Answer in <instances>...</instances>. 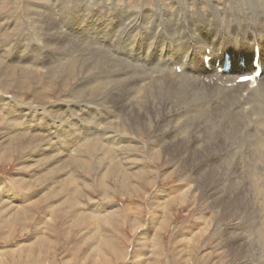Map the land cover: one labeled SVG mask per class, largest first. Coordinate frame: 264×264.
I'll return each mask as SVG.
<instances>
[{"label":"rangeland","instance_id":"rangeland-1","mask_svg":"<svg viewBox=\"0 0 264 264\" xmlns=\"http://www.w3.org/2000/svg\"><path fill=\"white\" fill-rule=\"evenodd\" d=\"M85 1L87 3L85 2L83 5L80 4L78 0H56L55 2L54 0H0V50L2 51L3 49L2 52L0 51V74L5 75L6 73L5 76L10 74L11 78L9 82L12 83V85L10 84L7 88L2 87L0 84V110L3 106L5 107H3L0 111V118L2 119H0V132H9V130H12V132L10 131L9 135H11L13 131L16 133L18 132L17 134L19 135L16 136L15 139L13 137H11L12 139L9 138L10 140H8V144L6 141V149L2 152L0 150L1 205H6V207L11 206L12 208L14 207V209H17L16 212L19 213V215L16 216V221L8 223L4 221L3 213H0V264H264V238L262 239L264 236V183H261V180H264V174L262 173L264 172V151L259 160L256 159V161L255 157L253 156V151H251V149L246 144L238 145L235 148L229 147V140L234 141L240 137H244L245 143H251V135H246L249 133L248 130L250 123H243L242 126L237 127L236 125L234 126L232 123H229L227 119L224 120L220 117L217 119L215 115L210 116V123L212 126H205L201 122H196L190 119L188 120L190 123L189 125H186L184 135L186 136L189 147L193 148L194 150L196 149V151H200L202 148H204L203 150H206V156L199 162H196L195 167L199 166L202 169L205 167L204 169L206 175L210 174L209 172H212V169L214 171L215 167H220L219 172H221L218 173L222 176H220L221 179H227L225 180L226 183L224 180L221 181L223 182L221 184H223L224 192L219 195L214 194V185L212 187L211 185L208 186L209 184L207 185L206 183V186L204 185V187L202 185L203 183H201L199 180H196V177L194 176V170L196 168L192 167V163L189 162V157H186V166L181 168L180 164H175L172 161L167 164L169 159L159 156V161L154 169H157V172L161 173L172 166V174L170 177L162 178L159 177L157 173H153L150 185H147L141 181V184L138 187L135 186L137 187L135 190L136 192L133 190L131 194L128 195L126 194V187L117 191L111 185V191H108V195L101 196L100 190L96 186L94 187L96 184H94L93 181L96 183L99 173L101 174L102 172L101 171L98 173L97 170L104 168V165L106 166L107 163L104 162V160H107L106 156H103L102 159V162L105 164L102 162L96 163L95 160H92L94 159L93 155L90 156L91 161L84 160V164L86 163L87 165H91L90 168L87 165H83V162H80L79 160L81 158H78V156L73 157L75 154L65 157V154L64 156L59 155L60 153L56 155V152L51 151L50 149H48V152L49 154L53 153L52 155H54V164L60 163V165H65V167H68H64L68 173L71 172V175L74 173L72 177H74L76 180L77 190L75 194H72V196L77 199L78 203L81 204H78L76 207L74 206L75 208H71L70 206L69 208L67 204L55 206L53 214L51 215L49 210L50 205L48 206V204H50L52 201L51 197L49 198L48 196L45 198L46 191L41 193L42 195H35L41 189L40 185L38 184H41L42 181L38 180L47 173L45 172V166H50V163H44V160L46 159H43L44 155H46V152L43 151V148L46 147V140H41V135L37 132H41L45 127H50V129L53 131H68L64 134H60L59 137L54 139V149L58 151L66 150L65 148L70 142L68 140H70L71 137H74V132L76 136L78 134V122L74 120L73 115H76V113L79 112L84 105L86 106H84L81 111H90L91 113L97 114L98 116L103 113H107L109 116H112L114 113L116 117L113 119V123H117V126L119 124L117 128L119 132H117L122 135L121 139H124L127 142L129 141L130 143L132 142L131 144L135 147V149H137V153H143L144 145V147H146L144 148V153L146 149L152 148L156 150V154L161 155V152L165 147L163 148L162 145H159L160 141H158V139L162 138L163 136L167 138L171 132V129L167 131L165 127L162 131H157L156 127L159 120L158 118L152 120V127L146 133L143 131L133 133L130 132L128 126L131 124V120L127 115V108L129 107L124 103V101H122L123 97L120 94L122 91H126L127 89L126 80L123 78L120 79V77H118L117 80L113 81L109 87L111 89L114 87L115 88L108 95L104 94L101 90H97V92L92 90L94 87V76L92 72L86 73L84 72V68L79 67V63H77V50L84 52L86 51L88 53L90 52L92 55H89V57L93 59L98 58L99 62L103 61L104 63L109 64L114 62V64H116L117 62H120L119 59L117 61H113L110 57L111 53H109L108 50L99 49L94 46L93 48L92 46H88V43H84V41L83 44L87 46L78 48L82 42V40H80L81 32L78 34L73 28L75 25H77L81 26L78 28H82L81 30L84 32L87 31V29L90 30V24L93 22L94 18H96L98 14L100 15L102 13V15L107 17L105 14L106 11H108L111 6L113 9V6H116L115 4L117 2L120 3L122 8H125L123 10L119 7L123 13H125V11L130 8V10L133 9L136 10L135 12H137L138 8H141L143 5H145L140 11L138 10V13L140 14L141 11L143 12L142 9H144V14L149 15V13H153L155 11L154 8L156 6H160L161 3L165 2L166 0H128L129 4L122 2V0H95L97 3L94 2V0ZM167 1L165 3L172 6H175V4L183 5V3H186V5L189 6V4H192V2L195 3L199 0H177V2L175 0ZM48 5H51V8H49ZM97 6H100V9H103L99 10ZM135 6H137V8ZM47 14L49 16L51 15V19L47 17ZM53 18H55V20ZM149 18L151 19H149L150 22L153 21L156 27H160L158 24L160 21H158L159 19L156 18L155 15L151 14L149 15ZM188 18H191V15H188ZM36 23L38 25H36ZM137 23H139V20ZM48 24H52V29L48 28ZM60 30L62 31L59 32ZM206 30L208 31L209 29L207 28ZM196 35L200 38L197 32ZM62 40L65 41L63 42ZM62 42L63 44H61ZM50 44H54V47L51 48V46H49ZM66 49L74 51L73 54H75V58L73 60L65 58L63 53L66 52ZM2 53L4 55H2ZM97 53H100V56L95 55ZM102 53L105 56L102 55ZM54 57L57 58V61H53V59H55ZM112 57L114 60L118 58L117 55ZM44 59L47 63L44 61ZM4 61L8 62L9 64L5 63ZM110 67H112V65ZM124 68V64L121 63V65L117 67L114 66V71H123ZM48 69L50 70L51 74L49 73ZM14 71L17 72L15 73ZM39 71H41V73H39ZM46 74L48 75L46 76ZM14 81L18 83H16L15 86H13L15 83ZM87 84H91V89H85V87L88 86ZM135 90L136 88L132 89L131 91L132 97H134V95H139V93L137 94L138 90ZM83 91L85 92L83 93ZM115 92L118 93L116 94ZM38 96L40 98H38ZM97 99L100 101L98 104L91 103L92 100L97 101ZM110 108L112 111H114L111 112ZM16 111L19 112V114L16 113ZM13 112L16 117H10V114ZM153 113L154 112H151L152 115ZM167 117L169 124L172 122L169 121L170 118L172 120H175V118L181 119L180 117H177V114L174 113H169ZM17 120L18 122L16 123ZM7 121H12L13 124L11 122L7 123ZM219 121L223 123H219ZM5 124H9V129ZM22 126L23 128L27 127L29 130L34 129L37 134H33L32 139H29L30 137L28 135L27 137L29 138L23 136L21 133L22 130L16 129V127H21L22 129ZM122 127L124 128L123 130ZM35 129H37V131ZM165 132L167 133L166 135H164ZM181 138L182 137L177 138L176 140ZM27 140L31 141L29 143L30 145L34 141V144L32 143L33 146L27 145L25 146L26 149L21 151L22 153L18 152L16 150L18 149L16 148L17 145H25V141ZM223 140H226V142ZM212 141L214 144H212ZM195 142H198L196 144L198 146H195ZM35 144L37 147L38 145L41 146L39 148L42 150L36 152L37 149L35 148ZM175 145L176 144L174 143V147H177ZM27 150H32V153L35 154V157L34 155H32V157L33 160H35V166L38 164L36 167L33 165L34 162L30 163V156L29 154H26ZM45 150L47 151V148ZM23 158L27 159L24 160ZM74 159L76 161L79 160V164L77 162L74 163ZM205 161H208L210 165ZM70 162L73 163L70 164ZM81 163L84 168H81ZM94 163L97 164V167ZM249 163L253 164V169H255L256 176L259 180L257 177L254 178L255 180L248 177V171L246 168L247 164ZM79 165L81 166L78 168L77 166ZM99 166L103 167L100 169ZM208 166H210V168ZM40 167H42V169ZM71 168L76 170L74 171ZM92 168L94 169L92 170ZM23 169L25 170V173H23ZM83 169L86 172H84ZM90 169L92 174L89 172ZM34 170L35 172L37 171L36 178L30 176L31 179L29 178L30 183L28 186H26L25 182H21L19 180V177L21 176L18 173L24 175V179L27 180L28 178H26V176L32 175ZM226 175L229 177V179ZM241 176L243 177L240 178ZM209 179L210 177H208L206 181ZM252 181L256 182L257 184L254 183L255 185H253ZM80 184H83V186ZM259 185H262L261 190ZM219 186L220 181L217 187L219 188ZM178 187L185 188L184 190H180L181 188ZM173 188L175 190H179V192H182L180 195L182 194L181 199H183V201L177 204L174 202L172 203L169 200L170 203L168 204L166 201H164L162 202L164 205H162V203L157 205L158 200H156V198L159 197L158 194H164L166 191ZM68 194H70V192ZM32 195H35L34 198L26 201L23 206L19 202L16 203V201L13 199V196H20L21 198L25 199L31 197ZM42 196H44V199L40 198ZM175 196H178V194ZM238 199L239 201L235 203ZM11 200L14 203L11 204ZM106 203L114 205L113 207L115 210L107 217V221L104 219L102 220L104 217L101 218V216H99L101 221L99 219L97 220L96 232L99 233V231H102L105 233L103 235L104 237L100 235V239L102 241L100 242L101 246L99 244V252V250L95 251L94 247H92L93 243L95 242V238L84 233L85 227L83 229L81 225L69 223L68 215L71 211H74L81 216H91V211L87 208H91L96 205L103 206ZM131 204L134 205L137 210L135 208L132 209L133 211L131 212L130 209L127 208L129 206L132 207ZM214 204L216 205L215 207ZM160 216L163 217L162 220ZM155 217L159 218L160 220H155ZM259 218H261L262 223H260ZM41 221L44 224H42ZM158 221L161 223L160 225H156ZM208 225L210 226L208 227ZM202 226L205 231L202 229ZM257 228L260 229L258 230ZM146 230L151 231L150 238H146V235H142L146 233Z\"/></svg>","mask_w":264,"mask_h":264},{"label":"bare ground","instance_id":"bare-ground-1","mask_svg":"<svg viewBox=\"0 0 264 264\" xmlns=\"http://www.w3.org/2000/svg\"><path fill=\"white\" fill-rule=\"evenodd\" d=\"M55 1L56 0H54V2ZM78 1L80 2V4H83V5L86 2L85 0H78ZM175 1L177 2V0H175ZM94 2H96V1L94 0ZM122 2L128 3V0H122ZM165 2H162L160 6L155 5L156 6V7L154 6L155 11L153 13H149V15L153 14L156 16V18L159 19L158 21H160V22L159 23L157 22L160 26L159 28L156 27V25H154L153 21L150 22L151 19L149 18V15L144 14V9H142L143 12L141 11L140 14L138 13V10L140 11L141 8L145 5H143L141 8H138L137 12H135L136 10H133V9L130 10L131 9L130 8V9H127V11H125V13H123V11L121 9L124 10L125 8H122L120 3H118V2L115 4L117 7L113 6V9H112V6H111L110 9H108V11H106L105 14L107 17L102 15L103 13L100 15L98 14L97 16L95 15L96 18H94L93 22L90 24L91 25L90 30L87 29V31L84 32L83 30H81L82 28H78L81 26L75 25L73 27L75 29V32H77L78 34L81 32L80 33V38H81L80 40H82V42L78 48H80V47L82 48L83 46H87V45L83 44V41H84V43H88V46H92V47L94 46V47L99 48V49L108 50V52L111 53L110 57L113 61H117L119 59L120 62H117L116 63L117 65L114 64V62L112 64H109V63H104L102 61L103 62L102 63L101 61L99 62L98 58H96V59L90 58L89 55H92L90 52L88 53L86 51L84 52L81 50L80 51L77 50V63H79V67L84 68V72H86V73L92 72V74L94 76L93 77L94 87L92 90H95L96 92H97V90H101L104 94L108 95L115 88L114 87L111 89L109 87L113 81L117 80L118 77H120V79L123 78L124 80H126V83H127L126 88L127 89H126V91H122L120 94L123 97L122 101H124V103L127 104V106L129 107V108H127V112H128L127 115H128V118H130V120H131V124L128 126L130 132L133 133V132L143 131L144 133H146L152 127V120L157 119V118L159 119L157 122V127H156L157 131L160 132L165 127L167 129V131H169V129H171V132L168 135L169 138H168V136H167V138L165 136H163V137L161 136L162 138L158 139V141H160L159 145H162L163 148L165 147L163 149V151L161 152V155L156 154V152H155L156 150L152 149V148L146 149L145 150L146 154H145L144 148H146V147H144V145H143V153H140V152L137 153L138 151H137V149H135L134 146H132V144H131L132 142L130 143L129 141L127 142L126 140L121 139L122 135H120L118 133L119 131L117 129L119 124L117 126V123L116 124L113 123V119L116 117L114 115V113L112 114V116H109L107 113H103V114H100L98 116L97 114L91 113L90 111H87L90 113L81 111L84 108V106H86V105L82 106L83 108H81V110L79 112H77L76 115H73L74 120H76L78 122V124L76 122V124L78 125V134L76 136L75 132L73 131L74 137H71V139L68 140L70 142L67 145V147L65 148L66 150L58 151V150L54 149V143H55L54 139H56V137H59L60 134H64L68 131H65V130H61V131L54 130L53 131L52 129H50V127H45V128H43V130L41 132H37V133H40L41 140H44V141L46 140L45 141L46 147L43 148V151L46 152V155H44L43 159H46V160H44L45 162L44 161L43 162L44 163L47 162V164L50 163V166L49 167L45 166V168H46L45 172H47V173L45 176L41 177L38 180V181H42L41 184H38V185H40L41 189L35 195H39V194L44 193L46 191V194H45L46 197L45 198H47L48 196H49V198L51 197L52 201L50 202V204H48V206L50 205L49 210L51 212V215L53 214V210H54L55 206H62L64 204H67L68 207L70 206L71 208H73L74 206L76 207L78 204H81V203H78L77 199L72 196V194H75L76 190H77L76 180L74 177H72V175L74 173L72 175L70 174L71 172L68 173V171L65 170V168L67 167V166L65 167V165H60V163L54 164V161H53L54 155H52L53 153L52 154L50 153L51 154L50 155L48 152V149H50L51 151H55L56 155L58 153H60L59 155L64 156V154H65L66 155L65 157L72 156V154H75V156H73V157L78 156V158L83 159V160L79 159L80 162H83L84 160H90L91 155L94 156V159H92V160H95L96 163L102 162L103 156H106L107 160H104V162L107 163L106 166L104 165V168H102L103 170L101 169V167H103V166H101V167L99 166L101 170H97V171H98V173L101 171L102 172H101V174L99 173V177H97L96 183H95V181L92 180L94 182V184H96V185H94V187L96 186L100 190L101 196H107L108 195V191L109 190L111 191V185L117 191L126 187V192H127L126 194L129 195V194H131V192L133 190L134 191L136 190V188L141 184V181H143L147 185H150L151 179L153 177V173H157V175H159V177H162V178L170 177L172 174V171H171V169L173 168L172 166H171V168L169 167L168 169H166L164 172H161V173L157 172V169H154L156 167L158 161H159V158H160L159 156H161L163 158H168L169 160H168L167 164H169L172 161L175 164L176 163L180 164L181 168L186 166V157H189V162L192 163V167L196 168L194 170V176L196 177V180H199L201 183H203L202 184L203 186L204 185L206 186V183H207V185L209 184L208 186L211 185L213 187V185H214L215 189H213V191L215 190L214 191L215 195H219L222 192H224L223 184H221V183H223L221 181H223L224 179H221L222 176L219 175V173L221 172V171L219 172L220 167H215L214 171L212 169V172H209L210 174H208V175H206V172L204 169L205 167H203V169L199 166L195 167L196 162H199L202 158H204L206 156V150H203L204 148H202V150L196 151V149L194 150L193 148L189 147V145L187 143L188 141L186 140V136L184 135L185 130H186V125H189V123H190L188 121L189 119L196 121V122H201L205 126L206 125L212 126L210 123V116L211 115H215L217 117V119H218V117H220L224 120L227 119L229 121V123H232V125H234V126L236 125L237 127L242 126L243 123H250L249 130H248L250 134L247 133L246 135H251V137H252L251 143H249V144L245 143L244 137L239 136L240 138L238 137L239 139H237V140H234V141L229 140V143H230L229 147L235 148L238 145L246 144L251 149V151H253V156L255 157V160L256 159L259 160V158L263 154V151H264L263 150L264 149V81L262 79L259 80L258 84L254 88H251V89L248 88L246 83L234 84V81L239 76L247 75V74H250L251 72H253L252 62H253L254 55H256L254 52V49L256 47L258 48L260 65H261L262 70L264 71V0H204V1L199 0L195 3L192 2V4H189V6H187L186 3L185 4L183 3V5L182 4H175V6H172V5L166 4ZM66 3H68V2H66ZM143 3H144V1H143ZM77 4H79V3H77ZM135 5H137V4H135ZM39 6H41V5H39ZM97 7L99 8V10L103 9V8L100 9V6H97ZM135 7L137 8V6H135ZM49 8H51V5L49 6ZM133 8H134V6H133ZM42 9H40V10H42ZM96 9H94V10H96ZM82 10H84V9H82ZM58 13H60V12H58ZM88 14H86V15H88ZM77 15H78V13H77ZM93 15H94V13H93ZM188 15H191V18H188ZM50 16L47 14L48 18H50ZM139 16H140V18H139ZM56 18H58V17H56ZM53 19L55 20V18H53ZM4 20H5V18H4ZM4 20H2V21H4ZM56 20H58V19H56ZM138 20H139V23H137ZM90 21H91V19H90ZM0 25H1V23H0ZM6 25H8V24H6ZM36 25H38V24L36 23ZM55 27H57V26H55ZM48 28L52 29V24H48ZM207 28L209 29L208 31L206 30ZM22 31H23V29H22ZM61 31L62 30H60L59 32H61ZM196 32L198 33L200 38L196 35ZM201 38H203V39H201ZM78 39H79V37H78ZM16 40H17V38H16ZM113 40H115V41H113ZM63 42L61 44H63ZM49 46H51V48H52V47H54V44H50ZM69 49H70V47H69ZM26 50H27V48H26ZM67 50L68 49H66V52L63 53L65 58L73 60L75 58L74 57L75 54H73L74 51H71V50L67 51ZM2 51H3V49H2ZM31 52H32V49H31ZM47 53H48V51H47ZM224 53L230 54L231 59H232V65H231L229 73L224 74V75H218L217 71H216L217 67H215V63L217 61L221 62L223 60ZM22 54H24V53H22ZM58 54H60V53H58ZM2 55H4V54L2 53ZM95 55L100 56V53L99 54L97 53ZM102 55H104V54L102 53ZM114 55L118 56V58L116 60H114L112 57ZM207 57H209L210 63H209V65H207L205 67L204 61H205V58H207ZM16 59H18V58H16ZM241 60H244V62H245L244 67L239 66V62ZM44 61L46 62L45 59H44ZM53 61H57V58L53 59ZM5 63H8V62H5ZM121 63L124 64V67H125L124 70L123 71L121 70L118 72L114 71V66L117 67V66L121 65ZM111 65H112V67H110ZM60 66H61V64H60ZM3 68H5V67H3ZM176 68H179L180 72H177L175 70ZM76 71H78V70H76ZM3 73H5V72H3ZM39 73H41V71H39ZM49 73H50V70H49ZM5 75H6V73H5ZM5 75L0 74V84L2 87L7 88L10 84L12 85V83L9 82V80L11 78L10 74L9 75L7 74L8 76H5ZM44 75H45V73H44ZM47 75L48 74H46V76ZM51 77H53V76H51ZM63 77H64V75H63ZM81 78H83V77H81ZM223 78L225 79L224 81H223ZM65 79H67V78H65ZM63 80H64V78H63ZM206 80H208V82H206ZM16 83L17 82H15L13 86H15ZM228 83H231V85L228 86L227 85ZM90 85L86 86L85 89L86 88L91 89ZM135 88H136V90H138L137 94L139 93V95H137V96L134 95V97H132L131 91H132V89H135ZM84 92L85 91H83V93ZM244 93H246V95H244ZM39 96H38V98L41 97V96L40 97ZM85 96H86V94H85ZM44 98H45V96H44ZM97 98H99V97H97ZM93 99H95V98H93ZM18 102H19V100H18ZM71 102H73V101H71ZM99 102L100 101L98 99H97V101H95V100L91 101V103H96V104H98ZM104 103H106V102H104ZM70 104H72V103H70ZM113 104H115V103H113ZM113 104H112V106H113ZM96 106H98V105H96ZM118 107H120V106H118ZM2 108H1V110H2ZM11 111H12V109H11ZM113 111L111 109V112H113ZM151 112H154L153 115L151 114ZM16 113L19 114V112H17V111H16ZM169 113L177 114V117H180L181 119L175 118V120H172L170 118L171 120L169 119V121H172V122L169 124V122L167 121L168 120L167 116ZM0 114H1V112H0ZM7 114H8V112H7ZM18 114H17V116H18ZM23 114H24V112H23ZM71 114H72V112H71ZM117 114H118V112H117ZM125 115H126V113H125ZM4 116H5V114H4ZM7 116H9V115H7ZM10 117H16L14 112L10 114ZM117 117H118V115H117ZM6 118H8V117H6ZM3 120H4V118H3ZM12 121H9V122L7 121V123H10V122L12 123ZM17 122H18V120L16 121V123ZM219 123H223V122L219 121ZM19 124H21V123H19ZM5 125H7V124H5ZM8 125L6 127L9 129ZM44 126H46V125H44ZM62 128H64V127H62ZM16 129L22 130L21 131L22 135L26 136V137L28 135L30 138L29 137H27V138H29V139H32L33 134H37L34 131V129L29 130L27 127L23 128V126H22V129H21V127H18V128L16 127ZM123 129L124 128L122 127V130ZM35 130L37 131V129H35ZM10 131L12 132V130H9V132H7V131H5V132L2 131V133L0 132L1 133L0 134V150H1V152L6 149V141L8 144V140L12 139L11 137H13L15 139L16 136H19L17 134L18 132L16 133L14 131L11 135H9ZM166 134L167 133L165 132L164 135H166ZM180 137H182V138L176 140L177 138H180ZM190 137H192V136H190ZM123 138H125V137H123ZM207 140H208V138H207ZM223 141L226 142V140H223ZM30 142L31 141L27 140V141H25V145H17L16 148H18V149H16V150L18 152L25 150L26 149L25 146H27V145L31 146L34 141L31 143V145L29 144ZM11 143H12V140H11ZM174 143L176 144L175 146H177V147H174ZM197 143L195 142V146H198V145H196ZM200 143H201V141H200ZM133 144H135V143H133ZM212 144H214V142ZM11 145H13V144H11ZM136 145H138V144H136ZM145 146H147V145H145ZM39 147H41V146L38 145V147H37V145H36V147H35L37 149L36 152H39L40 150H42ZM29 148H27V149H29ZM46 148H47V151L45 150ZM223 149H224V147H223ZM12 151H13V148H12ZM26 154H29V156H30L29 161H31L30 163L34 162L33 165L35 166V160H33V157H32V155H34V157H35V154L32 153V150H30V151L27 150ZM22 156H25V155H22ZM42 157H43V155H42ZM47 157H50V158H47ZM26 159H24V160H26ZM78 161L75 160L74 163L77 162L79 164ZM86 162H89V161H86ZM104 162H102V163H104ZM205 162L209 163L208 161H205ZM220 162H222V161H220ZM71 163H73V162H70V164ZM77 163H76V165H77ZM96 163H94V164H96ZM51 164H53V165H51ZM220 164H222V163H220ZM33 165H31V166H33ZM76 165H75V168H76ZM81 165H82V163H81ZM81 165H79L77 167L79 168ZM83 165H87V164L86 163L84 164V162H83ZM83 165L81 166V168H84ZM209 165H210V163H209ZM87 166L90 167L91 165H87ZM96 167H97V164H96ZM208 167L210 168V166H208ZM241 167H242V165H241ZM40 168L42 169V167H40ZM71 169L74 170V168H71ZM71 169H70V171H71ZM93 169L94 168H92V170ZM246 169L248 171L247 172L248 177L255 180L254 178L257 176H256L255 169H253V164L252 163L247 164ZM83 171H84V169H83ZM169 171H170V173H169ZM228 171H230V170H228ZM84 172H86V171H84ZM89 172H91V169L89 170ZM23 173H25V170ZM32 173H33L32 175L26 176V178H28L27 180L24 179L25 178L24 175H21V173H18L21 176V177H19V180L21 182H25L26 186H28L30 183V179H31L30 176L36 178L37 171L35 172V170H34ZM167 173H169V174L166 175ZM262 173L264 174V172H262ZM262 173H260V174H262ZM87 174H88V172H87ZM91 174H92V172H91ZM203 174H204V176H203ZM223 174H225V173H223ZM208 177H210V179L208 181H206V179ZM223 177H224V175H223ZM242 177L243 176H241L240 178H242ZM227 178L229 179L228 176H227ZM257 179H258V177H257ZM19 180H18V182H19ZM33 180L36 181L35 179H33ZM146 180H148V181H146ZM225 180H227V179H225ZM225 180H224V182L226 183ZM258 180H257V183H258ZM219 181H220V186L218 188L217 185H218ZM262 182L264 183V180L263 181L261 180V183ZM254 183L257 184L256 182H253V185H255ZM80 185L83 186V184H80ZM250 185H252V184H250ZM262 185L261 186L259 185L260 190L262 189ZM135 186H137V187H135ZM86 188H87V186H86ZM178 188H181L180 190H184L185 187L184 188L178 187ZM254 188H255V186H254ZM173 190H175V189L174 188L170 189V190L166 191L164 194L163 193L158 194L159 197L156 198V200H158L157 205H159V203H162L164 201H166L168 204V203H170L169 200L172 203L173 202L177 203V204L181 203L183 201V199H181L182 194L180 195V193H182V192H179V190H175V191H173ZM85 191H87V190H85ZM69 192H70V194H68ZM86 194H87V192H86ZM176 194H178V196H175ZM35 195H32L31 197L25 198V199L21 198L20 196L14 197L15 196L14 195L13 199L16 201V203L19 202L23 206V204L26 201L33 199ZM43 197L44 196H42L40 198L42 199ZM0 198H2L1 194H0ZM259 200H260V198H259ZM159 201H161V202H159ZM238 201H239V199L235 203H237ZM1 202L2 201H0V213H3L4 221L6 223L16 221V216L19 215V213L16 212L17 209H14V207L12 208L11 206L6 207V205L5 206L1 205ZM10 203L12 204L14 202L11 200ZM162 205H164V203H162ZM113 206L114 205L106 203L103 206H97L96 205V206H93L91 208H87L88 210L91 211V213H90L91 216H84V215L81 216L77 212L75 213L74 211H71L70 214L68 215L69 216V221H68L69 223L81 225L83 227V229L85 227L84 233H86L87 235H90V237L95 238V242L93 243V246H92V247H94L95 251L99 250V252H100L99 244L102 241L100 239V237H101L100 235L103 236L105 234L102 231L101 232L99 231V233L96 232L97 220L99 219V216H101V218L104 217V218H102V220L103 219L106 220L107 217L115 210V208ZM215 206L216 205L214 204V207ZM127 208L130 209V211L132 212L133 211L132 209H135L136 207L134 205H132V207L129 206ZM136 210H137V208H136ZM43 218H45V217H43ZM162 218L163 217H161V220H162ZM259 219H260V223H262L261 218H259ZM42 220H44V219H42ZM155 220H160V219L155 217ZM42 224H44V223L42 222ZM42 224H41V226H42ZM158 224L160 225L161 223H159V221H158L156 223V225H158ZM209 226L210 225H208V227ZM198 228H199V226H198ZM205 228H207V227H205ZM202 229H203V226H202ZM99 230H100V228H99ZM203 230L205 231V229H203ZM97 231H98V229H97ZM255 231H256V229H255ZM262 231H263V229H262ZM200 232H202V231H200ZM260 232H261V230H260ZM150 233H151V231L146 230V233H144L142 235L143 236L146 235V238H150ZM188 234H189V232H188ZM199 235H201V234H199ZM186 236H187V234H186ZM191 236H193V235H191ZM189 237H190V235H189ZM191 238H193V237H191ZM263 238H264V236L262 237V239ZM103 242H105V241H103ZM185 244H186V241H185ZM100 246H101V244H100Z\"/></svg>","mask_w":264,"mask_h":264}]
</instances>
